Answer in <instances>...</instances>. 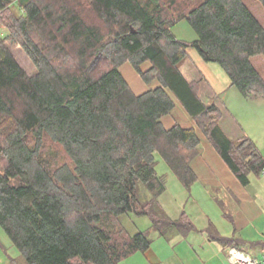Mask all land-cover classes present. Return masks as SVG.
Masks as SVG:
<instances>
[{
	"label": "trees",
	"instance_id": "1",
	"mask_svg": "<svg viewBox=\"0 0 264 264\" xmlns=\"http://www.w3.org/2000/svg\"><path fill=\"white\" fill-rule=\"evenodd\" d=\"M182 20L196 34L190 42L172 34ZM191 48L245 97L264 98L253 60L264 57V25L243 0H0V227L28 264H120L145 253L152 240L120 219L130 213L148 216L164 238L193 230L185 212L172 219L159 203L167 179L157 154L187 191L197 180L196 129L162 121L177 102L244 187L263 173L256 144L230 139L221 109L182 74ZM125 63L159 86L135 94ZM209 232L227 251L243 249Z\"/></svg>",
	"mask_w": 264,
	"mask_h": 264
},
{
	"label": "rangeland",
	"instance_id": "2",
	"mask_svg": "<svg viewBox=\"0 0 264 264\" xmlns=\"http://www.w3.org/2000/svg\"><path fill=\"white\" fill-rule=\"evenodd\" d=\"M264 25V7L258 0H243ZM5 33V32H4ZM172 34L179 40L192 41L196 34L188 21L182 20L172 28ZM14 53L21 66L30 74L35 73V67L21 46H14ZM255 65L264 76V58H253ZM210 67L208 77L211 84L217 87L215 96H210L208 103L220 106V119L237 135L249 137L264 157V98L245 97L236 86H230L227 73L217 63L207 64ZM148 65L145 66L147 68ZM122 74L134 89L135 94H141L142 85L149 86L131 63L120 68ZM212 75V76H211ZM215 82H212L213 78ZM140 85V86H139ZM177 113V110H176ZM178 124L186 126L175 111L171 114ZM172 117V119H174ZM235 121V124H233ZM230 124V125H229ZM170 128V127H167ZM232 136H234L232 134ZM62 157V156H61ZM157 172L167 179V190L160 197L159 203L169 217L178 219L185 212L194 224L193 230L186 235L175 234L174 237L164 238L153 227L148 216L135 213L120 217L123 226L132 234L145 233L152 245L148 252H139L122 261L120 264H231L227 257L226 245L219 241H210V223H213L214 232L224 236L241 237L247 240L257 239V243L264 242V173L260 176H251V182L243 187L244 191L257 203V213L242 230L235 226V210L237 203L228 204L226 195L220 193L218 185L205 183L198 178L190 191H187L181 181L170 169L168 164L157 154ZM63 158L59 163H63ZM140 198L149 200L151 194L140 186ZM209 230V231H208ZM169 235H173L170 233ZM242 248L253 256H262L264 249H253L240 243ZM0 264H28L19 250L0 227Z\"/></svg>",
	"mask_w": 264,
	"mask_h": 264
},
{
	"label": "crops",
	"instance_id": "3",
	"mask_svg": "<svg viewBox=\"0 0 264 264\" xmlns=\"http://www.w3.org/2000/svg\"><path fill=\"white\" fill-rule=\"evenodd\" d=\"M207 64L210 63L205 62L198 53V51L196 49L191 48L188 50L187 58L181 66V72L184 75V77L191 83L197 82L199 84L198 93L200 98L205 103H208L209 98H211L210 96L213 95L215 96V94L218 93L216 91L217 87L214 88L212 84L211 86L209 84L210 80L207 77H208V71H210V67ZM212 78H213L212 82L216 83L214 77ZM157 86H159V83L157 82L153 83L149 88L147 85H142L141 90L143 92L141 94ZM230 86L232 87L231 81H230ZM132 90L134 91L133 88ZM218 107L220 108V106ZM174 111L175 114H177V116H179L181 119H184L186 122V126H184L183 124L180 125L183 127L195 128L201 140V154L193 161L192 164V167L197 175V179L201 178L205 183L218 185L217 187L219 189L217 190L220 191V193L226 195L225 198L227 199L229 205H231L230 202L237 203V209L235 210V215H234L236 217L235 226L239 231L244 229L247 226L248 222L252 220L251 217L254 218L255 214L257 213V203H255V201L250 197V195L244 191L243 189L244 186L232 173V171L223 161L217 150L208 142V140L203 135V133L196 127L195 122L187 114V112L184 110V108L180 103L177 102ZM172 117L174 116L168 115L162 119L163 124L165 125L166 128L167 127L172 128L173 126L178 124L175 117L174 119H172ZM218 123L221 126L222 130L227 134V136L230 139L237 140L242 137L237 135L235 132L233 133L232 131L230 132L229 130H232V127L230 129L223 123V121L219 120ZM233 124H235V121H233ZM232 134L234 136H232ZM212 224L213 223H210L211 225L210 228L213 229L214 226ZM227 237H234L237 240H239V243H245L250 247L251 245L257 243V239L247 240L241 237L237 238L235 236H227Z\"/></svg>",
	"mask_w": 264,
	"mask_h": 264
},
{
	"label": "built area",
	"instance_id": "4",
	"mask_svg": "<svg viewBox=\"0 0 264 264\" xmlns=\"http://www.w3.org/2000/svg\"><path fill=\"white\" fill-rule=\"evenodd\" d=\"M227 257L231 264H264V253L256 257L235 246L228 249Z\"/></svg>",
	"mask_w": 264,
	"mask_h": 264
}]
</instances>
